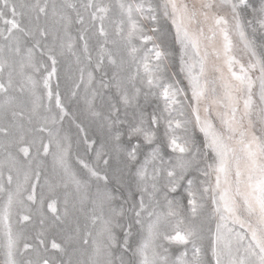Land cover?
I'll list each match as a JSON object with an SVG mask.
<instances>
[{"label":"snow or ice","instance_id":"1","mask_svg":"<svg viewBox=\"0 0 264 264\" xmlns=\"http://www.w3.org/2000/svg\"><path fill=\"white\" fill-rule=\"evenodd\" d=\"M167 35L173 48L162 46ZM61 60L87 125L58 80L53 89ZM65 118L75 141L61 133ZM93 125L101 138L89 135ZM42 176L48 194L38 193ZM181 185L187 219L170 196ZM57 188L75 198L59 207ZM206 207L214 230L194 223ZM45 209L53 226L74 225L59 241L46 236ZM34 213L33 238L15 225ZM0 257L264 264V0H0Z\"/></svg>","mask_w":264,"mask_h":264},{"label":"rangeland","instance_id":"2","mask_svg":"<svg viewBox=\"0 0 264 264\" xmlns=\"http://www.w3.org/2000/svg\"><path fill=\"white\" fill-rule=\"evenodd\" d=\"M29 2H30V0H29ZM73 2L80 3L81 0H73ZM112 2L115 3V0H112ZM190 2H192V0H190ZM77 27H79V26L75 25L73 27V34H75V29ZM166 27L170 28V25H166ZM161 40H162V46H164L166 48H173L171 35H167L165 37H162ZM92 43H94V41ZM57 70H58L57 71V77H54L53 81H52L54 91H55L56 82L58 80L59 84H60L59 92H60L62 101L65 103V106L69 109L70 112L75 113L77 116H79V118L82 121H84V123L87 125L88 121L86 119V116L81 113V110L84 107L83 101L81 100L79 103H77V101L75 99H71V100L69 99L68 92H69V87H70L71 82H70V80H68L69 71H68L67 63L65 61L61 60V62L58 63V65H57ZM172 70H174V69H172ZM41 73H43V69H41ZM39 76H40V73H37L36 78H39ZM97 78H99V74H97ZM39 91L41 93H43L44 90L41 88ZM44 103L45 104L47 103L46 97H45ZM151 103L155 104L156 101L153 100ZM96 104H97L98 108H101L102 110H106L104 105L101 104L99 99L96 101ZM55 111H57V110L55 109V107H53V112H55ZM121 112H123V109H121ZM129 112L131 113V110H129ZM59 127L61 128L62 134L69 135L73 139V141H75L77 139V135H78L77 129L75 128L74 124H71L69 122L68 118H65L63 124ZM89 135L93 136V138H97V139L101 138V134H100L99 130L94 125L89 127ZM195 139L197 140V143H199L200 139H202L201 135L198 132L195 134ZM122 140L125 143H127L126 137H122ZM80 150L82 153V146H81ZM164 153L166 154V156L170 155V153H168V150L166 148L164 149ZM113 163L115 164V161ZM46 165H47L46 172H48V171H50V158H48L46 160ZM123 175H124L125 181L134 180V174L133 173L126 171ZM48 179L50 182H53V183L55 182L54 177H52V176H48ZM43 181H44V177L42 176L41 186L38 188V193L43 191L45 194H48V188H47V186L44 185ZM113 187H118V185L110 184L109 190H112ZM183 188H184V185H181V188L178 190V192L172 193V194H170V196L178 197L180 199L181 203L185 205V208L182 211V215L187 219L189 217V213L187 211V204H186L187 198H186V194H183ZM90 192L91 193L96 192V185L94 182L90 188ZM54 194H55L56 198L58 199V201L60 202L58 205L59 207L63 206V200H64V197L66 194L69 195L70 199H74L75 195H76L74 192H72L71 189H64V188H57L55 190ZM33 207H35V206H33ZM85 207L87 208L88 206L85 205ZM76 215L80 216V222H81V224H83L84 223L83 217L79 213H76ZM208 215H209V210L206 207L204 210H202L201 216L199 218H197V220L194 221L195 224L204 228L205 231L209 227L212 228L213 230L215 228V221L209 220ZM44 216H45V223H44L43 227H45L47 229L46 236H47L49 241L52 237L57 236L58 232L64 231L65 233H67L68 231L71 230L72 227H74L71 220H69V222L67 224L61 225V224L57 223L55 226H53L52 221L50 219L51 213L48 212L47 209H45ZM15 227L24 229L30 237L34 238L42 227V225L40 224V216L38 214L34 213L33 219L31 222L16 224ZM120 235L121 234L119 233V230H117L118 238L120 237ZM57 239L59 241L58 236H57ZM133 239L135 240V237ZM29 242L31 243L33 241L30 240ZM166 246L169 247L170 253L173 256H178L180 254V252L183 251V246H177V245H171V246L166 245ZM209 246H210V241H208L207 239L202 242V248L205 252V258L206 259H210ZM188 247L190 248L191 246L189 245ZM48 255H57L58 256V254H54L52 252H49ZM0 258H2V257H0ZM189 258H191V251H189Z\"/></svg>","mask_w":264,"mask_h":264}]
</instances>
